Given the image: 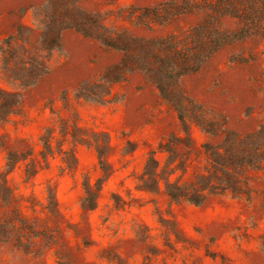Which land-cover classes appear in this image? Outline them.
Listing matches in <instances>:
<instances>
[{
    "label": "rangeland",
    "instance_id": "obj_1",
    "mask_svg": "<svg viewBox=\"0 0 264 264\" xmlns=\"http://www.w3.org/2000/svg\"><path fill=\"white\" fill-rule=\"evenodd\" d=\"M216 3L0 0V88L21 102L7 99L16 114L0 121V264H264V164L242 178L248 196L199 207L137 189L148 156L172 135L181 139L176 163L188 155L185 182L205 172L204 144L264 127V39L243 34L236 18H215ZM54 10L93 37L62 27L58 48L45 49V29L62 22ZM210 18L228 43L174 87L191 147L177 105L142 73L115 82L124 54L96 36L115 46L124 36L175 37L182 48L184 35ZM91 199L95 209H83Z\"/></svg>",
    "mask_w": 264,
    "mask_h": 264
},
{
    "label": "trees",
    "instance_id": "obj_2",
    "mask_svg": "<svg viewBox=\"0 0 264 264\" xmlns=\"http://www.w3.org/2000/svg\"><path fill=\"white\" fill-rule=\"evenodd\" d=\"M50 4L55 6L57 0H50ZM212 9L215 18L219 16L236 18L243 23V34L264 39V0H217ZM53 13L62 22L60 24L52 19L51 24L45 29L42 43L45 49L51 51L58 48L62 27L74 28L88 37H93L91 30L78 26L77 20L68 17V13H56L55 10ZM155 16L159 17V14ZM65 19L71 24L65 22ZM96 37L104 45L116 48L124 54L121 63L115 67L120 77L115 82L123 80L126 73H142L149 82L155 85L165 102L172 106L177 105L174 108L179 113L182 131L186 135V143L188 146H195V140L191 136V125L179 107L174 87L182 77L198 71L207 59L228 43V38L216 29L213 18L184 35L182 48L178 46L179 42L175 37L165 43L124 36L117 42L121 43L120 46H115L108 37ZM0 96L5 98L0 104V121L4 122L11 115L16 114L11 106L12 103L7 99L16 100L17 107L21 102L17 94L8 93L1 88ZM196 125L201 127L199 124ZM202 132L214 135L203 128ZM230 135L231 137H228L222 146L214 147L210 144L202 146L208 166L204 168L205 172L197 171L193 174V179L185 182H181V178L187 173L188 155L187 158H179L176 163L178 157L176 146L181 139L172 135L169 143L161 145L158 152L154 151L148 156L137 189L154 195L164 193L172 203H186L197 207L216 196L230 195L233 198L248 196V182L242 178L246 172L259 171L263 167L264 127L244 139H238L234 134ZM255 139L262 143L261 154L255 148ZM44 148L45 151L51 150L49 140L45 142ZM220 149L223 151L221 152ZM157 153L166 154L163 164L157 159ZM172 175H177L174 181L171 180ZM85 187L86 191H89L90 186ZM100 190L101 183L97 186V191ZM89 203L87 206L83 205V209L94 210V199H91Z\"/></svg>",
    "mask_w": 264,
    "mask_h": 264
}]
</instances>
